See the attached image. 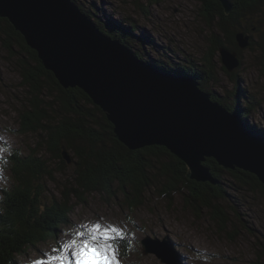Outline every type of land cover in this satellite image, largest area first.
<instances>
[{
    "label": "rangeland",
    "instance_id": "1",
    "mask_svg": "<svg viewBox=\"0 0 264 264\" xmlns=\"http://www.w3.org/2000/svg\"><path fill=\"white\" fill-rule=\"evenodd\" d=\"M69 1L94 26H96L95 23H99L110 27L111 22L118 23L116 26H119V23L124 27L134 26L136 42H131V46L110 37L111 41H118L124 48L134 53L137 60L158 72L197 82L189 76L172 73L169 71L171 69L164 70L156 63L159 60L164 62L171 59L176 65L190 63L199 70L205 71L209 69L206 65L207 55L213 50L215 54L217 53L214 54L215 66L210 68V75H206L208 83H205L204 87L197 82L200 89L209 94L211 100L225 108L229 114H238L245 127H248L247 129L264 136V133H259L264 129V42L261 35V31L264 30L263 15H257L255 21H259L261 25L258 23L257 27L260 26V28L254 29L251 35L243 32L236 34L238 49L237 47L235 49L237 50L232 51L224 46L216 52L210 48L209 39L213 38V33L217 31L205 19L206 7L202 0H157L151 3L149 0H76V3L75 0ZM228 1L233 8L231 0ZM99 30L108 37L101 29ZM240 35L248 38L247 46L240 45L239 39L245 42L241 37L238 39ZM218 37L224 39L222 34H218ZM145 39H148V43ZM223 51L236 54L239 64L233 70L228 68V71L224 70V63L221 60ZM18 59L17 56L11 57L9 52L0 45L2 78L0 84L5 87V96L0 92V148L7 149L2 154L3 161L0 162V169H2L0 171V210L4 190L6 194L16 185L8 161L12 151L19 150L22 157H27L31 149L39 146L38 156L49 161V171L51 170L52 173V179L48 177L49 175H45L49 195H56L62 199L63 191H66L74 180L72 153L65 151V159L69 164L66 169H62L57 163L58 160L51 154H47V135L40 138L32 133L23 134L19 130V115L24 110L25 101L31 99L32 94L23 82ZM238 77L241 79L240 85L247 98L255 100L257 109L254 107L249 111L248 117H242L247 99L243 95L241 97L234 95L239 83ZM212 95H216L220 101L214 100ZM235 104H239L241 110ZM255 128L259 131L254 130ZM40 140H43L42 143L39 142ZM165 147L170 150L167 146ZM170 152L174 154L172 150ZM209 160H214L222 168V171L216 173L222 183L219 185L208 181L200 183L224 187L228 194L226 200H217L218 206L229 219L225 228L221 225L222 222L214 219L213 213L206 209H203L200 217L197 216L195 210L185 201V195L192 190L189 185L187 188L176 191L169 198L159 191L164 183L160 178L154 182L155 185L148 188L143 203H138L134 207L128 206L127 196H123L122 192L117 193L119 196L113 194L105 198L96 193L87 194L86 202L75 204L70 224L57 238L50 239L20 256L16 264H34L35 261L47 259L46 254H52L53 249L75 238L74 234L77 230L85 231L86 225L96 222L105 225L113 224L123 231V237L117 241L120 264H167L154 253L143 252V248L146 247L143 242L145 238H150L156 245L167 242L173 246L174 254L166 256L169 260L168 264H264L262 254L264 248V190L262 186L264 183L253 174L263 185H257L256 180H252L259 190L252 192L249 189L250 186L244 190L235 184L234 178L230 175L236 170L226 169L216 158L207 157L203 165L218 182L219 180L207 166ZM223 180L225 184H228L227 186ZM236 187H240L239 191ZM49 195L43 196L48 198ZM229 205H232V208L234 206L238 213Z\"/></svg>",
    "mask_w": 264,
    "mask_h": 264
},
{
    "label": "trees",
    "instance_id": "2",
    "mask_svg": "<svg viewBox=\"0 0 264 264\" xmlns=\"http://www.w3.org/2000/svg\"><path fill=\"white\" fill-rule=\"evenodd\" d=\"M153 1L157 0H149L150 3ZM202 1L206 7L205 19L217 31L209 39L210 48L216 52L224 46L232 51L237 50L236 34L243 32L251 35L254 29L260 28L257 27L259 21L255 19L258 14L264 16V0H231L233 8L230 13L220 0ZM79 8L84 11L81 6ZM111 24L112 26L105 27L95 23L108 37L131 46L136 37L133 33L134 26L129 28L120 23L119 26H116L118 23ZM218 34H222L224 39H220ZM261 35L264 42V30ZM145 40L148 43V39ZM0 45L11 57H19V72L32 94V98L25 101L24 110L19 115L20 132L32 133L40 138L47 135V154H51L58 160L59 166L66 169L69 163L64 153L70 152L74 165L73 184L63 191V198L60 199L59 196L49 195L47 190L45 175L52 179V173L49 171V161L38 156L39 146L31 149L27 157H22L19 150L11 152L8 161L16 185L8 193L5 194V190L3 193L0 210V264H16L20 256L57 238L70 224L75 204L86 202L87 194L96 193L105 198L113 194L119 196L117 193L122 192L123 196H127L128 206L134 207L143 203L148 188L160 178L164 181L159 190L161 194L171 198L176 191L189 185L192 190L185 195V201L197 216L200 217L203 209H206L226 227L229 219L217 204V200H226L228 197L224 187L191 180L187 165L165 146L150 145L137 150L130 149L116 137L114 124L108 119L107 113L81 88L62 86L56 75L42 64L38 52L29 47L22 34L3 17H0ZM214 54L212 50L207 55L206 65L209 69L205 71L190 63L180 65L175 62L178 64L176 65L171 59V62L159 60L156 64L164 70L171 69L169 71L172 73L189 76L204 87L208 83L206 75H210V68L215 66L217 53ZM223 66L228 71L224 64ZM0 79L2 80L1 75ZM240 84L239 78L234 95H243L247 99L242 117H248L249 111L256 108L255 100L247 98ZM0 92L5 96L4 85L0 84ZM212 97L220 101L216 95ZM235 105L241 110L239 104ZM254 130L259 131L256 128ZM259 133H264V129ZM207 166L219 183H222L216 174L222 168L214 160H209ZM230 175L235 184L244 190L249 186L252 192L259 190L252 180H256L257 185H263L256 176L248 172L236 170ZM262 188L264 190V185ZM44 194L49 197L43 196ZM229 207L232 208V205ZM232 209L237 211L234 206ZM262 254L264 255V248Z\"/></svg>",
    "mask_w": 264,
    "mask_h": 264
},
{
    "label": "water",
    "instance_id": "3",
    "mask_svg": "<svg viewBox=\"0 0 264 264\" xmlns=\"http://www.w3.org/2000/svg\"><path fill=\"white\" fill-rule=\"evenodd\" d=\"M220 1L230 12L229 1ZM0 17L21 32L62 86L83 89L107 113L116 137L130 149L167 146L199 182L221 184L203 165L214 157L264 183V136L214 103L197 82L144 65L69 0H0ZM238 39L248 45V38ZM222 60L229 70L239 64L235 53L223 51Z\"/></svg>",
    "mask_w": 264,
    "mask_h": 264
},
{
    "label": "snow or ice",
    "instance_id": "4",
    "mask_svg": "<svg viewBox=\"0 0 264 264\" xmlns=\"http://www.w3.org/2000/svg\"><path fill=\"white\" fill-rule=\"evenodd\" d=\"M6 151L0 148V162ZM85 228V231L77 230L75 238L53 249L52 254H46L47 259L34 264H120L117 241L123 237V231L113 224L99 222Z\"/></svg>",
    "mask_w": 264,
    "mask_h": 264
},
{
    "label": "bare ground",
    "instance_id": "5",
    "mask_svg": "<svg viewBox=\"0 0 264 264\" xmlns=\"http://www.w3.org/2000/svg\"><path fill=\"white\" fill-rule=\"evenodd\" d=\"M222 17V16H221ZM99 27V26H98ZM226 47V46H225ZM214 102V101H213ZM246 123V122H245ZM115 127V125H114ZM157 146V145H156ZM121 156V155H120ZM188 167V166H187ZM189 169V168H188ZM143 242L146 244V247L143 248L144 253H154L158 256L159 259H162L164 263H169L167 255L174 254L173 247L170 246V244H167V242H163V244L156 245L153 244L152 240L150 238H145ZM172 254V255H173Z\"/></svg>",
    "mask_w": 264,
    "mask_h": 264
}]
</instances>
